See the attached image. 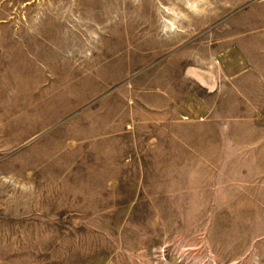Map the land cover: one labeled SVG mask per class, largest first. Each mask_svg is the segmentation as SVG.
Here are the masks:
<instances>
[{"label": "rangeland", "instance_id": "rangeland-1", "mask_svg": "<svg viewBox=\"0 0 264 264\" xmlns=\"http://www.w3.org/2000/svg\"><path fill=\"white\" fill-rule=\"evenodd\" d=\"M257 1L0 0V264H264V128L171 190H90L94 139L71 150L79 115Z\"/></svg>", "mask_w": 264, "mask_h": 264}, {"label": "crops", "instance_id": "crops-1", "mask_svg": "<svg viewBox=\"0 0 264 264\" xmlns=\"http://www.w3.org/2000/svg\"><path fill=\"white\" fill-rule=\"evenodd\" d=\"M78 118L73 156L93 138L88 153L96 161L88 182H78L97 184L89 188L94 191L127 190L130 177L144 176L153 177L152 185L169 177L171 190L180 180L171 177L191 174V160L232 159L228 154L244 144L255 150L254 129L264 128V0L250 3L209 39L175 50Z\"/></svg>", "mask_w": 264, "mask_h": 264}, {"label": "bare ground", "instance_id": "bare-ground-1", "mask_svg": "<svg viewBox=\"0 0 264 264\" xmlns=\"http://www.w3.org/2000/svg\"><path fill=\"white\" fill-rule=\"evenodd\" d=\"M170 11H171V10H170ZM171 22H172V21H171ZM171 22L167 24V26H168L167 28H169V26H171Z\"/></svg>", "mask_w": 264, "mask_h": 264}]
</instances>
